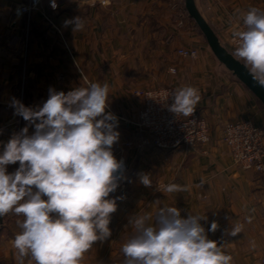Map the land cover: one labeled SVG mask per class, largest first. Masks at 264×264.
Here are the masks:
<instances>
[{
    "label": "crops",
    "instance_id": "obj_1",
    "mask_svg": "<svg viewBox=\"0 0 264 264\" xmlns=\"http://www.w3.org/2000/svg\"><path fill=\"white\" fill-rule=\"evenodd\" d=\"M31 0H0V154L14 133L29 126L11 107L13 98L27 107L43 104L49 89L67 93L90 83L109 85L108 107L116 118L118 141L112 151L123 161L124 176L110 198L117 199L111 214V236L97 241L81 264H124L121 248L134 234L133 215L151 216L162 206L176 207L181 216L206 217L208 238L224 244L231 264H261L264 257V172L233 164L222 140L226 122L251 120L264 128V106L211 51L204 35L185 9V0H49L38 9L17 13ZM221 43L232 50L236 27L247 11L264 8V0H195ZM185 13H184V9ZM188 14V13H187ZM81 17L84 27L64 21ZM193 47L196 58L179 54ZM171 68L175 72L170 71ZM156 86L198 89L196 111L210 126V141L163 151L133 124L141 108L135 91ZM19 163L8 165L14 172ZM148 174L151 186L140 183ZM187 190L167 193L164 186ZM23 217H0V264H18L11 241ZM240 226L236 236L228 232ZM24 264H34L26 258Z\"/></svg>",
    "mask_w": 264,
    "mask_h": 264
},
{
    "label": "clouds",
    "instance_id": "obj_2",
    "mask_svg": "<svg viewBox=\"0 0 264 264\" xmlns=\"http://www.w3.org/2000/svg\"><path fill=\"white\" fill-rule=\"evenodd\" d=\"M55 10L56 0H51ZM84 27L81 17L64 21ZM238 46L232 53L244 62L254 85L264 88V10L250 8L243 16V30L234 33ZM174 71V70H170ZM109 85L90 83L67 93L49 89L42 106L27 107L15 98L14 114L29 127L14 133L0 154V217L9 213L23 217L20 231L11 241L18 264L26 258L34 264H81L84 254L97 241L111 236V214L117 210L115 193L124 176L123 161L112 147L119 139L117 118L108 107ZM169 111L190 117L201 96L197 88L184 86L171 94ZM19 163L12 173L7 166ZM140 183L151 186L148 174ZM187 189L178 184L164 186L167 193ZM206 217L181 216L176 207L162 206L155 215H133L135 232L121 251L124 264H231L224 244L208 238L218 224L206 229ZM240 226L228 232L236 236Z\"/></svg>",
    "mask_w": 264,
    "mask_h": 264
},
{
    "label": "built area",
    "instance_id": "obj_3",
    "mask_svg": "<svg viewBox=\"0 0 264 264\" xmlns=\"http://www.w3.org/2000/svg\"><path fill=\"white\" fill-rule=\"evenodd\" d=\"M41 1L31 0L16 12L28 13L38 9ZM49 5L51 7V0ZM240 30H243V22L236 27L235 32ZM237 46L238 41L234 36L232 53ZM178 52L187 58H196L198 55V50L193 47L181 48ZM171 70L175 72V69ZM174 91L171 86H156L135 91V95L141 99V108L133 124L151 137L155 148L163 151L208 143L211 138L210 126L196 110L190 117L169 111V106L173 102L171 94ZM222 140L230 150L234 165L245 170L264 172L263 127L255 125L248 119L228 121L223 126ZM261 264H264V257Z\"/></svg>",
    "mask_w": 264,
    "mask_h": 264
},
{
    "label": "water",
    "instance_id": "obj_4",
    "mask_svg": "<svg viewBox=\"0 0 264 264\" xmlns=\"http://www.w3.org/2000/svg\"><path fill=\"white\" fill-rule=\"evenodd\" d=\"M185 9L190 18L194 20L201 33L204 35L211 51L214 53L216 58L228 70H230L264 106V88L254 85L251 76L248 74L244 66V62L238 57H235L232 52L221 43L213 28L201 14L195 0H185Z\"/></svg>",
    "mask_w": 264,
    "mask_h": 264
},
{
    "label": "rangeland",
    "instance_id": "obj_5",
    "mask_svg": "<svg viewBox=\"0 0 264 264\" xmlns=\"http://www.w3.org/2000/svg\"><path fill=\"white\" fill-rule=\"evenodd\" d=\"M183 9H184V5H183ZM184 13H185V9H184ZM185 14L188 15L187 12H186ZM203 37H204V36H203ZM230 51L232 52V50H230Z\"/></svg>",
    "mask_w": 264,
    "mask_h": 264
},
{
    "label": "trees",
    "instance_id": "obj_6",
    "mask_svg": "<svg viewBox=\"0 0 264 264\" xmlns=\"http://www.w3.org/2000/svg\"><path fill=\"white\" fill-rule=\"evenodd\" d=\"M242 61V60H241Z\"/></svg>",
    "mask_w": 264,
    "mask_h": 264
}]
</instances>
